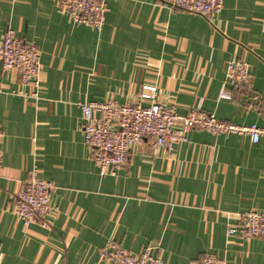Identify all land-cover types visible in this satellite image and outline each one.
Returning <instances> with one entry per match:
<instances>
[{
    "label": "crops",
    "instance_id": "0c3cea01",
    "mask_svg": "<svg viewBox=\"0 0 264 264\" xmlns=\"http://www.w3.org/2000/svg\"><path fill=\"white\" fill-rule=\"evenodd\" d=\"M58 0H0L9 30L41 52L42 82L0 73V264H109L112 242L148 248L165 264H264V238L227 237L246 211H264V138L192 129L168 149L150 139L102 175L82 130L84 102L136 103L144 84L178 114L194 109L264 127V0H225L211 17L163 0H108L97 31L57 9ZM244 60L252 80L227 86L226 66ZM24 93L26 96L20 93ZM147 104V102L145 103ZM36 172L55 185L57 210L25 226L15 196Z\"/></svg>",
    "mask_w": 264,
    "mask_h": 264
},
{
    "label": "built area",
    "instance_id": "2783aa9c",
    "mask_svg": "<svg viewBox=\"0 0 264 264\" xmlns=\"http://www.w3.org/2000/svg\"><path fill=\"white\" fill-rule=\"evenodd\" d=\"M171 8L211 17L224 8L225 0H163ZM58 12L68 14L76 24H83L97 31L105 25L109 12L108 0H58ZM14 72L24 85L39 87L42 82L41 52L37 45L29 44L9 29L0 38V73ZM252 80L249 65L241 59H233L226 66V82L220 98L232 100L234 96L227 86L241 89ZM159 87L155 83L144 84L136 103L118 104L113 100L84 102L83 135L91 149L94 161L102 175L114 172L125 165L134 147L144 139H150L154 148L173 147L187 140L192 129L209 133L239 134L248 136L253 143L264 138V127L256 124L237 125L226 123L214 114L194 109L189 114H178L176 104L159 99ZM26 96L24 93H20ZM147 102V104H145ZM1 142V131H0ZM2 156L0 152V169ZM55 185L38 178L33 173L15 196V213L18 219L30 226L53 214L57 208L52 203ZM227 237L243 240L264 238V211L250 210L237 217V222L227 227ZM100 257L109 264H165L161 257L152 255L146 248L133 253L112 242L100 250ZM198 264H229L212 254L204 256Z\"/></svg>",
    "mask_w": 264,
    "mask_h": 264
}]
</instances>
